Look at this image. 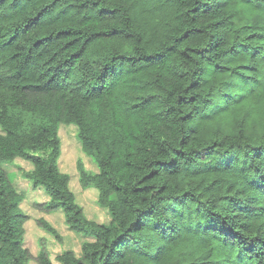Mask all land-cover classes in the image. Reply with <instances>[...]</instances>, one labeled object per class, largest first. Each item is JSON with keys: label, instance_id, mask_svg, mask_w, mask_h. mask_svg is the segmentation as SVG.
Instances as JSON below:
<instances>
[{"label": "trees", "instance_id": "trees-1", "mask_svg": "<svg viewBox=\"0 0 264 264\" xmlns=\"http://www.w3.org/2000/svg\"><path fill=\"white\" fill-rule=\"evenodd\" d=\"M31 260L264 264V0H0V264Z\"/></svg>", "mask_w": 264, "mask_h": 264}, {"label": "rangeland", "instance_id": "rangeland-1", "mask_svg": "<svg viewBox=\"0 0 264 264\" xmlns=\"http://www.w3.org/2000/svg\"><path fill=\"white\" fill-rule=\"evenodd\" d=\"M67 131L69 132H64L62 133L63 137H66L68 134L71 135V139L75 135V129L73 127H68ZM64 155L65 158L63 162H60V169L68 172L72 178V187L76 191V201H78L86 210L87 216L95 219L99 222H106L109 219V215L105 209L100 207L96 200H97V190L95 188H86V189H81L79 187L78 183V177H77V172L75 169V161L77 159H81L87 169H91L95 171L96 165L94 161L90 158L87 157L81 150L79 142L76 140L73 144H70V146L64 150ZM11 175L13 177L14 173L11 172ZM19 185H21L24 190L28 191L27 193V198L29 199V202L25 205V208L28 209L30 212L34 213V209L31 208L32 204L30 203L33 199L35 198V193L36 190H32V185L30 184L29 180H23L22 182L20 181ZM30 192V193H29ZM40 193V190L38 191ZM43 195V194H42ZM32 197V198H31ZM40 199H42V196H39ZM43 199H46V196L43 195ZM35 214H30L31 218H33ZM50 221L52 224L57 225L62 231L67 232V230L63 226V216L60 211L56 212L55 214L53 213L52 215L49 216ZM67 234V238L64 239L62 245L64 248H71L73 250H77L80 247V243L83 240L80 236H77L76 234L72 233L69 231ZM46 232L40 228L37 227V225L34 222V219L29 220L27 224V229L25 232V239H24V245H27V247L30 248V251L32 252L33 255H36L40 245H39V240L43 237L50 239V237H46ZM52 240V239H50ZM49 250L54 256L56 253H59V245L55 241H50L48 244ZM28 264H34V262L31 260Z\"/></svg>", "mask_w": 264, "mask_h": 264}]
</instances>
